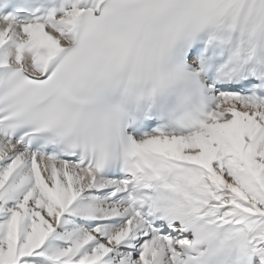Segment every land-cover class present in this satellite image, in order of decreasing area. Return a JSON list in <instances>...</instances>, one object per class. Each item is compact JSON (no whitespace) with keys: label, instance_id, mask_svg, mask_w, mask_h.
<instances>
[{"label":"snow or ice","instance_id":"6c2138e0","mask_svg":"<svg viewBox=\"0 0 264 264\" xmlns=\"http://www.w3.org/2000/svg\"><path fill=\"white\" fill-rule=\"evenodd\" d=\"M0 11V264H264V0Z\"/></svg>","mask_w":264,"mask_h":264}]
</instances>
